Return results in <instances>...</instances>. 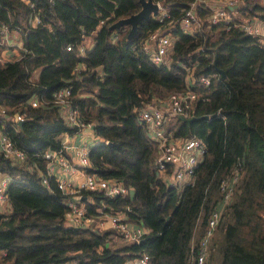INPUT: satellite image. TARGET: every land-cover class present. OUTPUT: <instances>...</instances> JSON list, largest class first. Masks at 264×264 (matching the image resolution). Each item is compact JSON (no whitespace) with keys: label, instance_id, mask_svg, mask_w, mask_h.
Here are the masks:
<instances>
[{"label":"trees","instance_id":"trees-1","mask_svg":"<svg viewBox=\"0 0 264 264\" xmlns=\"http://www.w3.org/2000/svg\"><path fill=\"white\" fill-rule=\"evenodd\" d=\"M152 1L166 13L142 21L128 39V25L109 28L137 13L138 0H0V132L25 155L16 161L0 152L7 178L0 264H126L142 255L148 264H190L208 216L220 206V183L234 171L238 180L205 264H264V41L239 28L241 20H264V0H240L237 16L216 24L209 21L211 0ZM193 4L196 24L188 33L180 21ZM152 33L172 40L160 65L143 50ZM13 48L18 56L4 61ZM65 88L97 138L86 173L120 181L127 195L81 191L75 197L46 175L44 153L61 148L62 134L78 132L55 104L54 94ZM184 90L197 95L195 120L167 115L165 129L175 140L199 139L205 153L193 183L181 186L158 173L157 142L137 112ZM72 202L96 220L120 213L147 233L139 242L123 241L112 229L70 225Z\"/></svg>","mask_w":264,"mask_h":264},{"label":"built area","instance_id":"built-area-1","mask_svg":"<svg viewBox=\"0 0 264 264\" xmlns=\"http://www.w3.org/2000/svg\"><path fill=\"white\" fill-rule=\"evenodd\" d=\"M211 7V15L209 21L216 24L221 21H228L232 18L230 13L237 16V9L240 5V0H211L206 2ZM158 14L164 15L165 10L158 4ZM158 16V15H157ZM32 23L38 21V17L32 18ZM196 24V16L194 13V4L186 12L180 26L185 32H192ZM4 26L0 27V34H4ZM239 28L247 35H251L264 41V20L253 19L251 21H240ZM5 40V39H4ZM172 40L167 33H152L145 42L143 50L148 54L150 60L155 65H160L166 62V56L170 52ZM70 48H67L69 50ZM84 47H80L79 52L83 53ZM3 62V60H2ZM199 81L204 85H209L208 77H200ZM69 89H62L54 94L55 104L59 107L61 117L67 125L77 127L78 132L83 129L93 131L91 123H85L81 120L77 109L71 107L68 101ZM197 95L190 91L184 90L181 92L171 93L166 101L156 106H146L137 112V119L143 123L148 135L157 142L158 155L155 161L159 174L165 176L166 172L170 174V182L181 186L191 184L194 181V172L200 160L205 153V147L199 139H172L171 135L166 132L165 122L166 116L182 115L185 118L191 117V109ZM33 107L37 106V102H31ZM165 108V109H164ZM169 112L167 114V112ZM3 112V111H2ZM18 122L22 118H16ZM94 133V132H93ZM74 134L64 133L61 138V148L59 150H49L43 155L46 160V175H54L57 182V189L64 194L77 195L81 191H103L106 197L124 196L129 192V188L124 186L120 181L103 179L94 174L86 173L90 167L88 154L90 147L87 143L75 145L71 142ZM95 135V134H94ZM96 138V136H95ZM68 151H72L75 158L71 162L66 156ZM0 152L8 159L16 161L23 160L25 155L16 149L12 142L3 136L0 132ZM78 166L83 172V177L79 182L71 183L69 176L75 171V166ZM236 171L223 179L220 183L221 201L220 206L212 211L207 219L206 229L202 238L199 241L197 251L194 256L188 259L190 264H205L208 256L209 243L218 224L222 208L227 204L233 193V185L238 180ZM42 183L47 184L46 176L42 175ZM7 185L6 176L0 174V206H3L6 201L4 190ZM79 197V196H78ZM80 198V197H79ZM111 224L112 230L120 234L123 241L139 242L142 236L147 233V229L140 225L126 223L120 213L112 215H104ZM102 217V218H103ZM67 219L70 225L75 227H86L91 224H96V218L87 216L85 210L76 203H69V211ZM97 219H101L99 216ZM98 227V226H97ZM66 264H80L76 261ZM126 264H148V257L142 255L132 260H128Z\"/></svg>","mask_w":264,"mask_h":264},{"label":"crops","instance_id":"crops-1","mask_svg":"<svg viewBox=\"0 0 264 264\" xmlns=\"http://www.w3.org/2000/svg\"><path fill=\"white\" fill-rule=\"evenodd\" d=\"M88 46H90V45H88ZM18 51L19 50H17L16 48H13V50L8 51L6 53V55L5 54H2L3 60L4 61H7V60L9 61L12 58L17 57L18 54H19ZM156 107L163 108L162 106H158V105H156ZM168 113L169 112H167V114ZM62 135L59 138L60 140L62 138ZM96 141H97V138H95V135H94L93 131L88 130V129H83V130L77 132L76 134L73 135V139L71 140V142L74 143L75 145H80L82 143H87L89 147L92 146ZM66 156L69 158V160L71 162H74L75 161V159H73V158H75V156H74V154H73L72 151L71 152L68 151V153L66 154ZM74 169H75V171L73 172V174H71L69 176V181L71 183L79 182L82 179V177H83V172L81 171V169L77 165L75 166ZM96 224L98 226V229L99 230H102V231L112 229L111 224H110V222L108 221V219L106 217H103L101 219H97L96 220Z\"/></svg>","mask_w":264,"mask_h":264},{"label":"water","instance_id":"water-1","mask_svg":"<svg viewBox=\"0 0 264 264\" xmlns=\"http://www.w3.org/2000/svg\"><path fill=\"white\" fill-rule=\"evenodd\" d=\"M138 2L140 3L141 8L137 13L132 14L127 18L119 19L113 23L109 29H116L122 25H128L130 28L127 38L132 39L136 35L139 24L142 21H147L149 18L156 17L158 15L157 3L153 2L152 0H138ZM177 118L186 123H190L195 120L194 117L185 118L182 115H178ZM18 124H21V121Z\"/></svg>","mask_w":264,"mask_h":264},{"label":"rangeland","instance_id":"rangeland-1","mask_svg":"<svg viewBox=\"0 0 264 264\" xmlns=\"http://www.w3.org/2000/svg\"><path fill=\"white\" fill-rule=\"evenodd\" d=\"M91 42H92V36L91 37L87 36L85 37L82 43H83V46H86V48H88L89 47L88 45H90Z\"/></svg>","mask_w":264,"mask_h":264}]
</instances>
